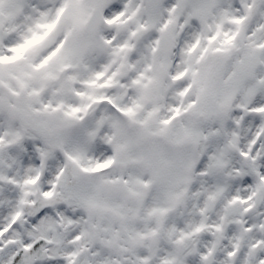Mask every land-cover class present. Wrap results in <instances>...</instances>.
I'll list each match as a JSON object with an SVG mask.
<instances>
[{
    "label": "snow or ice",
    "instance_id": "1",
    "mask_svg": "<svg viewBox=\"0 0 264 264\" xmlns=\"http://www.w3.org/2000/svg\"><path fill=\"white\" fill-rule=\"evenodd\" d=\"M0 264H264V0H0Z\"/></svg>",
    "mask_w": 264,
    "mask_h": 264
}]
</instances>
